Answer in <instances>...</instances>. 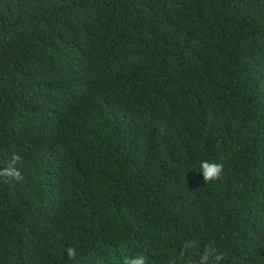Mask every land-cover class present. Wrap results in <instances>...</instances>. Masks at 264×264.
Segmentation results:
<instances>
[{"label": "trees", "instance_id": "trees-1", "mask_svg": "<svg viewBox=\"0 0 264 264\" xmlns=\"http://www.w3.org/2000/svg\"><path fill=\"white\" fill-rule=\"evenodd\" d=\"M0 264H264V0H0Z\"/></svg>", "mask_w": 264, "mask_h": 264}]
</instances>
